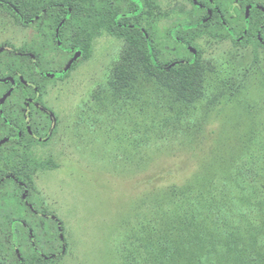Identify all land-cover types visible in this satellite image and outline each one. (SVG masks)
<instances>
[{
    "label": "rangeland",
    "instance_id": "obj_1",
    "mask_svg": "<svg viewBox=\"0 0 264 264\" xmlns=\"http://www.w3.org/2000/svg\"><path fill=\"white\" fill-rule=\"evenodd\" d=\"M192 10L191 0L150 1L153 38L170 46L163 56L180 55L168 29L190 22ZM82 22L64 31L85 47L73 60L47 19L25 23L0 7V82L16 71L0 86V110L7 103L15 115L17 95L1 97L22 86L17 71L30 53L27 76L38 88H26L45 108L28 116L31 128L39 134L54 115L39 138L26 133L0 147V177L21 170L28 185L25 200L12 181L0 186V256L13 253L14 264H29L23 255L32 251L53 255L37 264H264V49L185 31L201 56V85L189 99L126 60L122 40L84 32ZM41 68L59 77L44 79ZM194 227L205 240L194 236L187 253L170 257ZM56 233L66 241L61 256Z\"/></svg>",
    "mask_w": 264,
    "mask_h": 264
},
{
    "label": "trees",
    "instance_id": "obj_2",
    "mask_svg": "<svg viewBox=\"0 0 264 264\" xmlns=\"http://www.w3.org/2000/svg\"><path fill=\"white\" fill-rule=\"evenodd\" d=\"M150 1L123 0L124 4L122 6L114 8L109 0H0V7L12 12L25 23L32 22L38 18L47 19L49 25L52 26L53 42L55 45L65 51H79L80 55L83 56L85 47L82 44H78V39L72 38L66 40L64 32L71 29L73 23H78V17H81L84 32H94L96 29L100 32L104 29L112 38L122 40L124 42V56L126 60H130L131 62L138 61L146 75L167 83V88L171 90L179 89L187 92L189 99L194 97L195 90L198 88L197 85H201L198 71L201 67V56L199 50L186 40L185 31L193 30L194 33L203 29L208 35L221 32L234 43L248 41L253 45L255 50L259 48L264 49V0H233L232 2L225 0H191L193 10L187 12L191 19L190 22L176 23L168 29L169 37L174 42V45H176L178 54L180 53V55L170 56L167 54L163 56L169 51L170 46L166 47L167 50L163 51L157 46L153 38L146 16L149 13L148 7ZM82 40L85 39L82 38ZM68 41H73L77 44H69ZM183 50L187 52V55H182ZM21 56L23 58V70L17 72L20 73L23 84L20 86L14 83V85L11 84V87L9 85L1 98L5 97L6 99L10 95H17L16 98L20 101V111L23 116L26 114L32 117L33 114L34 117V115L39 113L44 114L45 108L35 100L37 99V94L31 88H26L27 84H35L36 88H38V83L31 81V77L27 76V73H31L32 69H34L30 65V57L32 55L30 53H22ZM36 69H39L37 64ZM41 70L42 68L38 72L40 75L42 73ZM14 74L10 77L6 76L2 78V82H0L1 88L9 84V79L15 78ZM42 74H45L42 76L44 79L59 77L56 76V73L52 72ZM3 80L7 81V84L3 83ZM33 102L36 103L35 109H29V104L31 105ZM207 105L210 106V102ZM4 106L1 108V116L5 118L6 122L10 123L5 114ZM46 115H50V117L49 120L46 116L44 117L46 120L44 119L41 123L42 127L45 126L43 131L37 134L36 130L31 128L30 122V134L33 133L34 136L39 138L51 129L50 126L54 115L52 113ZM14 175L18 176L17 174ZM22 186H24L25 190L28 187L25 182L22 183ZM191 231L194 234L187 235L190 237V244L180 243L178 247L175 245L171 246L169 248L170 257L178 256L180 258L194 246L192 243L195 232H199L198 227L192 228ZM57 234H55L54 238L57 239L58 237L62 245L61 250L56 251L55 254L61 256L66 253V241L62 233L61 235ZM231 235L232 237L236 236V234ZM259 236L251 234V239L258 238ZM195 237L198 241H200V238L205 240L203 233H199V237ZM41 254L43 260L33 258L30 264H37L40 261H45V259L47 262L48 258L51 259L53 257L51 254L48 255L43 252ZM10 255L14 258L13 253H10ZM15 261L17 260L15 259ZM168 264H170V260Z\"/></svg>",
    "mask_w": 264,
    "mask_h": 264
},
{
    "label": "flooded vegetation",
    "instance_id": "obj_3",
    "mask_svg": "<svg viewBox=\"0 0 264 264\" xmlns=\"http://www.w3.org/2000/svg\"><path fill=\"white\" fill-rule=\"evenodd\" d=\"M79 52V51H78ZM77 51L75 50L74 51V56L76 55ZM80 53V52H79ZM70 67V66H69ZM2 102H0L1 104ZM19 103L20 101L19 100H16V105H17V110H16V113L13 117H10L6 112L5 114L7 115V119L10 120V123L9 122H6L4 119L5 118H2L1 114V110H0V118H1V121H2V126H0V129H2V131L4 133H7V135H5L4 137L0 138V147L7 144V142H9V144H14V143H17L19 140H21L23 138V135L24 134H30L28 133V130L30 128L29 126V117L25 114L23 116L22 112L20 111V108H19ZM30 103H31V100H30ZM32 105V104H31ZM10 111L9 113H11V109L8 110ZM16 119H15V118ZM18 120V121H17ZM26 121V122H24ZM9 125L11 127H14L13 129L9 127ZM14 129H18V132L22 131V133L20 134L19 137L15 138L13 137V134L16 133ZM13 142V143H11ZM13 149V148H12ZM27 172V171H26ZM14 174H17L18 175V179L17 180H11V179H8V176L11 177V175H14ZM3 176H6L5 178H3ZM24 179V176L21 174V170L20 171H15V173H10V174H3L1 177H0V186L2 185V182H5L6 180H10L14 183V185H16L19 189H21V193H20V196H22V199L25 200L26 198V193H27V188L26 190L24 189V186H22V183H24V181L22 180ZM25 202V201H24ZM26 203V202H25ZM46 249V248H45ZM33 253H30V252H25L23 256H27L24 260H26L27 263L30 264V262L32 261L33 258H40L41 260H43L42 258V254H41V251H32ZM27 254V255H25ZM12 255H10V253H8L7 255L5 256H0V260L1 261H4L6 263L10 262V263H15V262H18V261H15V257H11ZM2 257V258H1Z\"/></svg>",
    "mask_w": 264,
    "mask_h": 264
},
{
    "label": "water",
    "instance_id": "obj_4",
    "mask_svg": "<svg viewBox=\"0 0 264 264\" xmlns=\"http://www.w3.org/2000/svg\"><path fill=\"white\" fill-rule=\"evenodd\" d=\"M79 55H80V53L77 52L76 55L74 56L73 60L76 59ZM73 60H72V61H73ZM71 63H72V62H71ZM71 63H70V65H71Z\"/></svg>",
    "mask_w": 264,
    "mask_h": 264
}]
</instances>
